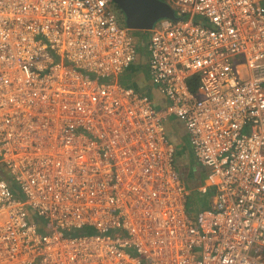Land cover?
Returning a JSON list of instances; mask_svg holds the SVG:
<instances>
[{
	"label": "built area",
	"instance_id": "2783aa9c",
	"mask_svg": "<svg viewBox=\"0 0 264 264\" xmlns=\"http://www.w3.org/2000/svg\"><path fill=\"white\" fill-rule=\"evenodd\" d=\"M168 1L156 105L118 80L140 51L114 0H0V264H264V0Z\"/></svg>",
	"mask_w": 264,
	"mask_h": 264
},
{
	"label": "crops",
	"instance_id": "0c3cea01",
	"mask_svg": "<svg viewBox=\"0 0 264 264\" xmlns=\"http://www.w3.org/2000/svg\"><path fill=\"white\" fill-rule=\"evenodd\" d=\"M128 67L129 68L118 77L119 81L150 94L152 98H154V101L159 104L165 103L164 96L153 87L148 78L144 56L141 53H139L135 62ZM166 132L170 140L175 144V168L185 181V186L191 188V194L198 193L203 195L199 192L198 187L205 182L207 168L198 164L195 160L192 149L188 144L187 134L182 122L175 116L170 115L166 121Z\"/></svg>",
	"mask_w": 264,
	"mask_h": 264
},
{
	"label": "water",
	"instance_id": "95a60500",
	"mask_svg": "<svg viewBox=\"0 0 264 264\" xmlns=\"http://www.w3.org/2000/svg\"><path fill=\"white\" fill-rule=\"evenodd\" d=\"M133 29H150L161 17H173V9L162 0H115Z\"/></svg>",
	"mask_w": 264,
	"mask_h": 264
},
{
	"label": "clouds",
	"instance_id": "9594fccd",
	"mask_svg": "<svg viewBox=\"0 0 264 264\" xmlns=\"http://www.w3.org/2000/svg\"><path fill=\"white\" fill-rule=\"evenodd\" d=\"M115 1V0H114ZM162 1H164V2H166L167 4H169V6L172 8V6H171V4H170V2L168 1V0H162ZM117 4V3H116ZM118 6V5H117ZM119 7V6H118ZM120 8V7H119ZM173 9V12H174V16L173 17H170V18H175V11H174V8H172ZM121 10V9H120ZM122 11V10H121ZM122 13H123V11H122ZM124 14V13H123ZM124 17H125V15H124ZM164 18H169V17H161V18H159V19H157L154 23H153V25H152V27L150 28V29H147L148 31H149V33L148 34H144V38L142 39V41L139 43L138 41H139V38L137 37V35L135 34V33H133V32H131L130 31V33H132V35H133V37H134V40L138 43V45H139V51H140V53L145 57V52H143L144 50H145V43H147V41H148V38H149V35L150 34H152V31L156 28V25H157V23L160 21V20H162V19H164ZM130 29H133V28H130ZM140 30H145V29H140ZM137 89V88H136ZM138 91H140V92H142L141 90H139V89H137ZM142 93H145V92H142ZM147 94V93H146ZM149 96H151L150 94H148ZM152 97V96H151ZM153 99V101H154V98H152ZM154 103L156 104V105H164V103H158V102H155L154 101ZM168 118H169V116H168ZM167 118V119H168ZM167 121V120H166ZM165 130H166V122H165ZM186 131V130H185ZM166 134H167V132H166ZM186 134H187V132H186ZM167 136H168V139H169V141L173 144V146L175 147V144L170 140V138H169V135L167 134ZM187 138H188V136H187ZM189 144V143H188ZM190 146V145H189ZM175 159H176V148H175ZM174 164L176 165V163H175V161H174ZM177 173H178V176H179V179L181 180V183L185 186V181L181 178V175L179 174V172L177 171ZM185 188H186V190L188 191V198H187V210H190V208L191 207H198V208H200V207H205V205L206 204H203V205H201V206H198V203H192L191 201H190V194H191V188H187L186 186H185ZM207 201H208V199L206 198H204V202H206L207 203Z\"/></svg>",
	"mask_w": 264,
	"mask_h": 264
},
{
	"label": "rangeland",
	"instance_id": "374dc122",
	"mask_svg": "<svg viewBox=\"0 0 264 264\" xmlns=\"http://www.w3.org/2000/svg\"><path fill=\"white\" fill-rule=\"evenodd\" d=\"M131 32L135 33L137 35V37L139 38V43L142 41V39L144 38V34H148L149 31L148 30H140V29H130ZM146 52V49L143 51ZM204 198L206 199L207 196L206 195H200L198 193H192L190 194V201L192 203H197L198 201V206H201L203 204H206V202H204ZM95 233V229L90 226V225H85L82 230L79 229V231H77L75 233V235H90Z\"/></svg>",
	"mask_w": 264,
	"mask_h": 264
},
{
	"label": "trees",
	"instance_id": "16d2710c",
	"mask_svg": "<svg viewBox=\"0 0 264 264\" xmlns=\"http://www.w3.org/2000/svg\"><path fill=\"white\" fill-rule=\"evenodd\" d=\"M192 82H195V81L193 80ZM192 86L194 87L195 85H192ZM5 174L7 175V173H5ZM80 230H82V228ZM77 231H79V229L74 231V232H72V234H75Z\"/></svg>",
	"mask_w": 264,
	"mask_h": 264
}]
</instances>
